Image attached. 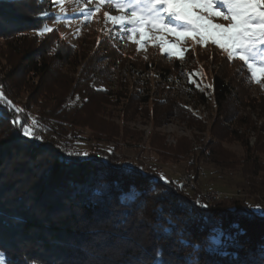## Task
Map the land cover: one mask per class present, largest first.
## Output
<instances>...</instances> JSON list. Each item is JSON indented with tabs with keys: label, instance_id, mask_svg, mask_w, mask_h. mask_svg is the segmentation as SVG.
Wrapping results in <instances>:
<instances>
[{
	"label": "trees",
	"instance_id": "trees-1",
	"mask_svg": "<svg viewBox=\"0 0 264 264\" xmlns=\"http://www.w3.org/2000/svg\"><path fill=\"white\" fill-rule=\"evenodd\" d=\"M42 12L30 0H0V37L9 47L8 61L24 78L38 77L30 88L38 107L35 131L42 137H25L12 123L17 114L0 101V253L6 262L264 264V216L248 198L207 202L184 193L156 168L122 160L103 145L120 133L115 123L101 116L104 105H117L114 98L125 96L90 86L91 75L97 79L112 75L97 65L95 51L73 48L54 33L40 41L29 35L44 26ZM175 68L182 65L177 62ZM172 70L163 69L167 74ZM14 86L0 78V89L17 105ZM75 94L88 100L69 108L68 99ZM231 94L224 78L215 75L220 111L227 109ZM148 100L136 101L139 112L146 111L139 105ZM200 100L208 102L202 93ZM171 108L164 107L157 120ZM21 109V122L31 124L30 104ZM85 128L91 130L93 142L86 151L78 142ZM218 137L240 141L246 148L244 156L232 155L219 143H207L200 147V158L195 151H185L194 160L192 166L207 159L239 171L250 194H264V162L259 158L264 143L251 147L231 128H224ZM70 152L89 155H67ZM205 204L207 208L202 207Z\"/></svg>",
	"mask_w": 264,
	"mask_h": 264
},
{
	"label": "rangeland",
	"instance_id": "rangeland-1",
	"mask_svg": "<svg viewBox=\"0 0 264 264\" xmlns=\"http://www.w3.org/2000/svg\"><path fill=\"white\" fill-rule=\"evenodd\" d=\"M30 1L52 14H61L62 8L64 12L59 21L55 15L43 21L44 26L53 31L42 36L39 35L40 30L31 31L29 35H36L40 41L54 33L62 43L73 48L95 51L97 65L110 69L112 75L100 79L91 75L90 86L97 91H121L125 96L114 98L117 105H104L105 111L101 116L115 123L120 132L114 142L103 144L105 147L114 149L115 155L122 160L156 168L163 179L174 181L186 194L208 202L229 197L248 198L254 209H264V194H250L244 188L247 182L239 171L224 168L207 159H198L192 166L194 160L185 153L189 149L197 152L199 157L201 145L219 143L232 155L243 157L246 148L240 141L218 137L224 128L244 135L251 147L264 143V83L253 82L242 61L229 60L227 53L218 46H201L195 34L179 43V47L185 49L182 60L170 58L162 52L158 40H145V47L138 50L140 46L134 40L142 38L135 36L130 39L125 34L121 39L119 26L108 21L105 15L124 13L110 4H99V0H64L55 6L51 0ZM97 6L99 11H94ZM84 9H91L94 14L86 17ZM220 10L227 15L226 10ZM211 20L224 26L230 23L223 15L213 16ZM156 35L169 41L177 39L174 34ZM8 53L6 40L0 37V78L8 83V87L15 85L12 92L18 101L17 107L30 104L29 113L33 120L38 107L32 100L34 93L31 94L30 86L38 82V77L30 75L24 78L20 75L19 69L8 61ZM177 62L182 69L175 68ZM164 68H171L173 72L167 74ZM215 75L224 78L232 90L225 111H220L215 102ZM201 93L208 99L205 105L200 102ZM145 98L149 99L147 105L141 104L139 108L146 111L139 112L136 101ZM87 100V97L75 94L69 97L68 107H81ZM167 105L173 108L161 113L157 120L156 114ZM183 110L188 113L183 114ZM82 132L78 142L80 148L86 151L93 144L92 132L87 128ZM259 158L263 163L264 154H259ZM188 177L192 178L191 186L184 184ZM214 190L224 194L217 200H208L205 192ZM0 255L4 264H8L5 255Z\"/></svg>",
	"mask_w": 264,
	"mask_h": 264
},
{
	"label": "snow or ice",
	"instance_id": "snow-or-ice-1",
	"mask_svg": "<svg viewBox=\"0 0 264 264\" xmlns=\"http://www.w3.org/2000/svg\"><path fill=\"white\" fill-rule=\"evenodd\" d=\"M63 2L64 0H51L53 6ZM106 3L124 13L118 16L105 13L108 21L119 26L118 35L121 39L125 34L130 39L135 36L142 38L134 40L140 46L138 50L145 47V40H158L162 52L167 53L170 58L182 60L185 49H181L179 43L195 34L198 44L218 46L227 53L229 60L243 62L253 82L264 83V0H99L101 5ZM221 8L226 10L227 15H224ZM94 11H99V6ZM63 12L62 8L61 14ZM61 14L48 11L40 13L45 17L55 15L57 21ZM93 14V10L84 9L86 17L90 18ZM219 15H223L230 23L227 26L213 23L211 17ZM51 31L53 29L45 25L40 29L39 35ZM157 33L174 34L177 39L169 41L156 35ZM0 101L5 102L17 114L12 123L22 128L25 137L42 139L35 131L37 121L22 123L19 114L24 110L14 105L2 89ZM67 155L86 157L89 154L70 152ZM202 207L207 208L208 205ZM259 211L264 216V209ZM0 264H4L2 255Z\"/></svg>",
	"mask_w": 264,
	"mask_h": 264
},
{
	"label": "built area",
	"instance_id": "built-area-1",
	"mask_svg": "<svg viewBox=\"0 0 264 264\" xmlns=\"http://www.w3.org/2000/svg\"><path fill=\"white\" fill-rule=\"evenodd\" d=\"M184 184H186L187 186H191L192 185V178H185ZM222 194H224L221 191H211V192H205V195L207 196H221Z\"/></svg>",
	"mask_w": 264,
	"mask_h": 264
},
{
	"label": "bare ground",
	"instance_id": "bare-ground-1",
	"mask_svg": "<svg viewBox=\"0 0 264 264\" xmlns=\"http://www.w3.org/2000/svg\"><path fill=\"white\" fill-rule=\"evenodd\" d=\"M189 178V177H188ZM185 188V187H184ZM208 200H214V199H218L220 196H214V197H212V196H205ZM208 202V201H207Z\"/></svg>",
	"mask_w": 264,
	"mask_h": 264
}]
</instances>
